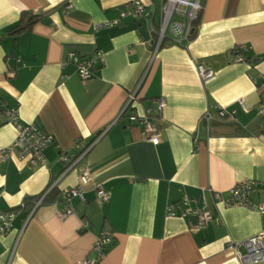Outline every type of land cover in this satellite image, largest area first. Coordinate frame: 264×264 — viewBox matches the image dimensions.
Instances as JSON below:
<instances>
[{
  "label": "crops",
  "instance_id": "obj_1",
  "mask_svg": "<svg viewBox=\"0 0 264 264\" xmlns=\"http://www.w3.org/2000/svg\"><path fill=\"white\" fill-rule=\"evenodd\" d=\"M133 1L0 0V151L18 134L5 120L8 109L54 140L43 166L19 159L15 149L0 165V210L17 213L0 239V264H79L108 228L116 241L101 264H241L228 245L264 230L259 212L224 203L244 180L264 184V0H203L188 48L164 44L153 59L147 22L122 16ZM140 1L159 18L165 0ZM238 45L248 46L247 62H236ZM97 52L104 61L87 81L77 67H61L70 54ZM202 65L216 73L205 84ZM148 68L134 112L157 118L158 145L129 123L130 111L120 115ZM160 98L162 114L154 104ZM219 107L235 111V120L221 119ZM207 110L210 125L202 121ZM79 145L91 148L67 171ZM74 187L84 200H72L69 218L61 216L62 198L30 218L33 208L22 207L48 188L61 195ZM250 197L264 201V190ZM185 198L193 210L211 212L205 227H197V215L183 216ZM171 205L177 216H169Z\"/></svg>",
  "mask_w": 264,
  "mask_h": 264
},
{
  "label": "built area",
  "instance_id": "obj_2",
  "mask_svg": "<svg viewBox=\"0 0 264 264\" xmlns=\"http://www.w3.org/2000/svg\"><path fill=\"white\" fill-rule=\"evenodd\" d=\"M129 10L124 12L122 15L132 16L136 21L144 20L149 26L150 39L146 41L150 50H152V59L156 57L160 49L164 44H170L173 46H179L182 48H188V46L193 41L194 34H196L199 26V20L203 14V0H165L160 9V16L157 19L156 13L150 12L146 5L140 0H135L128 4ZM157 19V20H156ZM118 21H112V23H101L95 28L100 30V28H105L111 26L112 24H117ZM236 62H247V55L249 53L248 46L238 45L235 50ZM99 63L104 61L103 53L97 52L94 57H88V59L81 58L77 54H70L66 61L63 62L61 67H66L68 65H73L77 67V72L81 79L87 81L91 79L92 71L95 67V62ZM144 73L140 80V83L136 87V90L130 93L126 104L124 105L121 116H126V113L130 111L128 116L129 123L131 125H137L144 128L146 139L153 145H158L162 141V129L157 125V118H153L150 111L146 112L144 116H138L134 112L135 105L138 103L140 88L146 79L148 72ZM198 74H200L202 82L208 83L215 79L216 73L210 68L205 66H199L197 68ZM156 104L157 112L162 114L166 107V100L160 98L154 100ZM244 107V102L241 101ZM219 110V117L226 120H235L236 112H227L223 108H217ZM264 111V109H263ZM5 120L7 123L15 126L18 134L16 141L13 146L4 148L0 151V165L5 163L13 153V149L17 151V157L21 160H29L33 165L45 164V156H43V151L54 143L53 137L48 135L42 129L39 128L35 123L23 124L19 119L18 108L8 109L3 112ZM214 120L212 113L207 110L202 117V121L210 125V122ZM79 149L81 145L77 146ZM91 145L81 147L80 157L76 158L75 162L68 165V170L74 168V166L82 159L86 153L90 150ZM63 161L67 162L68 157H63ZM81 182L83 185H87L91 182L90 170L85 168L81 173ZM258 188L264 190V184L256 182L254 180H244V182L238 183L234 186L230 192L229 197L224 200V203L228 207H242L249 210L259 212L264 216V201L255 203L251 200V194L257 191ZM48 190H51L48 189ZM61 198L65 205L64 211L61 216L63 218H69L70 215L74 213V206L72 205V200L77 198L80 201L84 200V192L80 187H74L69 189H64L61 191ZM98 197L101 200L107 201L109 199V193L103 189L98 190ZM43 198L37 201L30 212L29 218L32 216L34 211L41 207V202ZM192 201L184 199L183 206V216L197 215V227H205L209 221L212 219V214L210 211L204 210H193L190 207ZM176 205H171L168 209L169 216H177L174 212ZM17 213L14 210L1 211L0 210V239L8 236L10 231L14 228L16 222ZM115 235L111 229H104L101 234L97 237L96 243L91 249V257L85 258L79 264H101L107 254L106 251L109 246L115 243ZM234 253L236 254L237 260L241 264H251L260 263L264 261V230L257 236L247 238V240L242 242H231L228 245Z\"/></svg>",
  "mask_w": 264,
  "mask_h": 264
},
{
  "label": "trees",
  "instance_id": "obj_3",
  "mask_svg": "<svg viewBox=\"0 0 264 264\" xmlns=\"http://www.w3.org/2000/svg\"><path fill=\"white\" fill-rule=\"evenodd\" d=\"M201 17H202V15H201ZM201 17H200V20H201ZM200 20L198 22L199 25H200ZM195 35L196 34H194L193 40L196 37ZM247 59H248V57H247ZM48 189L45 190L43 194L36 196V197H31V199H28L27 202L22 205V207H27V208L31 209V208H33V204H35L37 201L41 200L42 198H43V200H42L40 206L51 205V204H55L57 202H60V198H61L60 193L57 190H55L54 188L51 190H48Z\"/></svg>",
  "mask_w": 264,
  "mask_h": 264
}]
</instances>
